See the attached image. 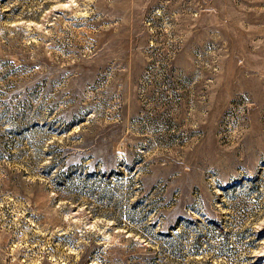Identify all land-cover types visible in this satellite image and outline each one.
<instances>
[{"label": "rangeland", "instance_id": "1", "mask_svg": "<svg viewBox=\"0 0 264 264\" xmlns=\"http://www.w3.org/2000/svg\"><path fill=\"white\" fill-rule=\"evenodd\" d=\"M0 264H264V0H0Z\"/></svg>", "mask_w": 264, "mask_h": 264}]
</instances>
